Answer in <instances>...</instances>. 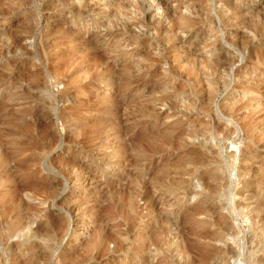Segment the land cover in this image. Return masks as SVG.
<instances>
[{"label":"rangeland","instance_id":"374dc122","mask_svg":"<svg viewBox=\"0 0 264 264\" xmlns=\"http://www.w3.org/2000/svg\"><path fill=\"white\" fill-rule=\"evenodd\" d=\"M0 264H264V0H0Z\"/></svg>","mask_w":264,"mask_h":264},{"label":"bare ground","instance_id":"6f19581e","mask_svg":"<svg viewBox=\"0 0 264 264\" xmlns=\"http://www.w3.org/2000/svg\"><path fill=\"white\" fill-rule=\"evenodd\" d=\"M210 251V250H209Z\"/></svg>","mask_w":264,"mask_h":264}]
</instances>
